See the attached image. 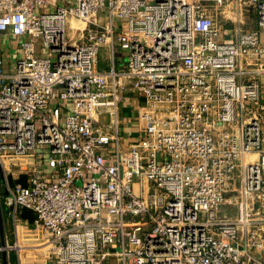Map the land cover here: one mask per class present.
<instances>
[{"label": "built area", "instance_id": "built-area-1", "mask_svg": "<svg viewBox=\"0 0 264 264\" xmlns=\"http://www.w3.org/2000/svg\"><path fill=\"white\" fill-rule=\"evenodd\" d=\"M0 37V264H264V0H0Z\"/></svg>", "mask_w": 264, "mask_h": 264}, {"label": "rangeland", "instance_id": "rangeland-1", "mask_svg": "<svg viewBox=\"0 0 264 264\" xmlns=\"http://www.w3.org/2000/svg\"><path fill=\"white\" fill-rule=\"evenodd\" d=\"M81 24V23H79ZM83 25V23L81 24ZM14 44V46L12 45ZM0 46L3 47L4 50H8L10 55H11V59L14 60L15 59V54H16V42H11L10 39H7L5 37H3V39L0 37ZM2 55V53L0 52V56ZM101 56V54H100ZM125 103H130L127 100H125ZM132 115L130 114V117ZM1 181V180H0ZM26 182V175H20L17 179H11L10 180V184L11 185H16V184H25ZM1 205V204H0ZM5 209H2L1 206V213H2V219H3V231H4V236L5 239H10L13 240L14 239V234H13V224H12V220L10 218H8L6 216V214L4 213ZM22 217L25 219H31L33 217V214L29 211H25L24 213H22ZM7 264H17V259H16V255L15 253L12 251L9 255L8 258V262Z\"/></svg>", "mask_w": 264, "mask_h": 264}, {"label": "crops", "instance_id": "crops-1", "mask_svg": "<svg viewBox=\"0 0 264 264\" xmlns=\"http://www.w3.org/2000/svg\"><path fill=\"white\" fill-rule=\"evenodd\" d=\"M106 55H107V53L105 52V49H102L101 50V56H100V59H99V63L103 67L108 66V62L105 59ZM260 94H261V97H260L261 98V101L264 102V79H262V81H261ZM25 211H29V212H31L33 214V211L31 209L26 208V209L23 210V213Z\"/></svg>", "mask_w": 264, "mask_h": 264}, {"label": "water", "instance_id": "water-1", "mask_svg": "<svg viewBox=\"0 0 264 264\" xmlns=\"http://www.w3.org/2000/svg\"><path fill=\"white\" fill-rule=\"evenodd\" d=\"M5 244V236L3 231V219L1 213V206H0V245L3 246ZM1 260L2 264H7V253L4 249L1 250Z\"/></svg>", "mask_w": 264, "mask_h": 264}]
</instances>
